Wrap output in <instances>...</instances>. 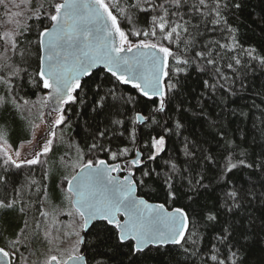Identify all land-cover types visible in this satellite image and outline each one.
I'll use <instances>...</instances> for the list:
<instances>
[{"label": "snow or ice", "instance_id": "6c2138e0", "mask_svg": "<svg viewBox=\"0 0 264 264\" xmlns=\"http://www.w3.org/2000/svg\"><path fill=\"white\" fill-rule=\"evenodd\" d=\"M9 2L13 7L31 13L26 16L23 24L19 20L16 21L18 28L30 31L31 26L27 20L33 18L40 20L46 17L51 21V27L42 28L38 32V39L34 41L38 46V64L35 77H30L29 83L48 90V96L59 102V105L53 106L52 112L49 113V115L56 113L54 125L65 123V109L60 105L75 103L78 100L84 103L85 89L82 77L91 76L92 70L99 64L103 65L104 72L115 78L116 82L131 85L141 96L152 101V105L145 114L136 109L134 97L123 95L117 97L115 85L105 92V85L101 81L92 86V95L95 97L92 111L99 114L107 109L109 124L121 126L125 123L123 117L127 115V109L123 113L120 112L117 104L108 103V98L112 97L113 100L122 102L121 106L133 105L132 115L127 117L132 125L128 134L132 145L137 144V126L156 125L164 133L163 135L157 133L150 137V141L147 139L144 141L143 148L147 149V153L141 147H136L134 155L124 160L122 164H111L103 159L89 160L86 164L80 165L81 172L70 178L65 177L67 183L65 199L73 210L68 215H74L78 219L73 220L70 225L71 232H65L64 236L75 239L70 249L57 247L55 251L59 255L50 254L45 264H90L80 245L86 243L89 224L95 220L105 221L108 226L114 228L120 245L130 242L127 246L132 256L143 253L149 246L167 244L180 245L185 254H189V247L185 245L190 244L193 248L190 254L197 255L200 250L195 246L199 233L189 229V216L185 209L174 207L169 211L164 203H149L137 195V188L146 187L149 180L154 183L159 181L165 190L166 200L174 202L185 195L192 200L193 197L189 193L208 188V184L204 183L208 179V172H213V178L226 187L231 183L227 178L234 170L254 167L253 163L248 162L246 152H238L239 146L222 130L213 136L218 146L215 153L185 137L182 151L186 160L183 168L178 166L171 156L164 161L162 169L149 168L144 159L146 155L148 162L156 161L160 153L165 151L166 136L172 129L168 127L167 120L161 125L157 116L166 114L168 106L175 99L174 93L180 81L178 79L173 81L174 75L187 74L188 69L194 68L195 71L209 77L203 80V87L210 90L213 95L218 89L232 91L230 86H226L230 79L229 72L233 74L232 82L235 83L240 78L239 70L244 65L240 56L229 55L236 50L235 29L229 25L226 16L229 9H240L241 4L236 0H59V2L39 0L33 7V0H20L19 4L14 0ZM0 5L7 7L6 0H0ZM113 9L133 25L137 12H150L152 15L147 28L134 26L132 30L126 32L122 30ZM13 15L20 16L21 13L16 12ZM206 33H219L220 38L209 37L203 42L198 39ZM22 34L23 31H6L0 34V40L4 42L3 52H0V85L6 87L9 95H15V88L22 87L15 84L14 80L20 77L21 72L27 74V69L20 67L13 61L12 56L7 54L17 51L16 37ZM131 36L143 38L134 42L130 39ZM253 52L254 50L244 49L241 55L246 54L251 59H259L260 64L264 65V57H256ZM77 90L81 93L79 97L73 95ZM5 99L6 97L0 96V102ZM24 103L27 104L28 101L25 100ZM43 104L45 107L48 106L47 97L44 98ZM181 110L182 104H177L176 111ZM167 119L170 120L171 117ZM210 126L216 127L215 122ZM182 127L183 124L179 120L175 121L177 130ZM48 131L55 137L51 129ZM108 131L109 126L106 125L104 130L96 133V137L103 138ZM112 131L115 134V128H112ZM96 137L90 148L109 153L110 160L129 156L133 151L129 147L112 151L111 148L97 142ZM2 139L3 132L0 130V140ZM27 144L33 145V141L28 140ZM53 144V139H46L43 143L37 139L29 150L30 158L27 159L22 158L20 150H16L14 155L4 151L6 157L4 163L11 164L17 169L25 165L40 164L41 157L53 150ZM141 165L144 170L137 178L133 169H138ZM256 167L264 168V164ZM121 172L125 174L123 176L112 174ZM44 176L47 178V172ZM6 179L0 175V182H6ZM31 184L36 185L37 181L33 179ZM39 190L37 187V191ZM242 191L233 187L224 192L219 207L214 206V210L211 208L202 210V219L209 226L215 228L216 225H220L214 236L215 242L211 244V255L204 260V264H208V260L212 264H238L239 252L233 251L235 245L239 243L237 229L229 222L228 217L229 214L234 215V210L241 206ZM14 193L15 197L19 198L22 189L16 188ZM67 193H71V196ZM15 203L17 199H0V208H12ZM222 213L225 217L223 224L220 220ZM40 214L47 215L43 211ZM81 232H85V236H82ZM47 235L49 233L45 232V236ZM244 235L241 233V236ZM220 246L228 247L231 255L220 258ZM244 247L246 245H240L241 249ZM52 251L53 249H49V252ZM10 255V252L0 248V256ZM95 264L102 262L96 260Z\"/></svg>", "mask_w": 264, "mask_h": 264}, {"label": "trees", "instance_id": "16d2710c", "mask_svg": "<svg viewBox=\"0 0 264 264\" xmlns=\"http://www.w3.org/2000/svg\"><path fill=\"white\" fill-rule=\"evenodd\" d=\"M236 2L241 4V8L229 9L226 18L229 25L235 29L236 50L229 55L240 56L244 65L239 70L240 78L233 83V74L229 72L230 79L226 86H230L232 91L225 92L223 89H218L213 95L210 90L203 87V80L209 77L195 71L194 68L188 69L187 74L174 75L173 81L177 79L180 81L174 93L175 99L168 106L166 114L157 116L161 125H164L167 120L168 127L172 129L166 136L165 151L160 153L156 161L148 162L146 155L144 159L149 168L162 169L164 161L171 156L178 166L183 168L186 160L182 151L185 137L215 153L218 151V146L213 136L222 130L239 146L238 152H246L248 162L253 163L254 167L234 170L227 178L231 183H228L226 187L213 178V172H208V179L204 181L208 184V188L189 193L193 197L192 200H189L187 195L177 198L174 202L166 200L165 190L159 181L154 183L149 180L146 187L137 188L138 194L149 200L161 201L168 207L179 206L185 209L190 220L189 229L199 233L198 243L195 246L200 250L197 255L190 254L193 250L190 244L185 245L189 247V254H185L180 245L167 244L149 246L143 253L132 256L127 246L130 242L120 245L115 236V229L108 226L105 221L97 220L86 232V243L80 245L90 264H95L96 260H101L102 264H204V260L211 255V244L215 242L214 236L220 225H216L215 228L209 226L202 219V210L206 208L214 210V206L219 207L224 192L233 187L243 190L241 206L234 210V215L229 214L228 217L229 222L233 223L237 229L236 236L239 243L233 248V251L239 252L237 262L238 264H264V168L256 167V165L264 164V65L260 64L259 59L254 60L246 54L241 55V51L247 49L254 50L253 55L256 57H264V0H236ZM38 3L33 0L32 6L35 7ZM113 13L118 16L121 28L126 32L132 30L134 26L147 28L152 15L150 12H137L133 25L127 19L120 17L115 9ZM27 23L31 26V30L17 28L16 31H23L22 35L16 37L17 51L8 53L14 62L27 69V74L21 72L20 77L14 80L15 84L22 87L15 88V95H9L6 87L0 85V95L6 97L0 103V130L5 133L13 148H17L20 142L29 140L32 130L31 119L17 107L16 103L45 92V89L37 88L29 83V79L35 77L38 64V46L34 41L38 39V32L47 26L50 20L46 17L40 20L33 18L27 20ZM1 31L0 24V34H2ZM209 37L220 38L219 33H206L198 39L203 42ZM142 38L130 37L134 42ZM3 43L0 40V52L3 50ZM22 53L25 55L22 56ZM225 71L228 70L225 69ZM101 81L105 85V92L115 85L117 97L121 95L134 97L136 109L145 114L152 105V101L141 96L131 85L119 84L110 74L105 73L104 69H96L91 76L84 77L82 80L85 89L84 103L78 100L63 107L67 131L82 147L83 158L93 161L99 157L109 158V153L90 148L96 133L104 130L106 125L109 126L108 134L103 138L96 137L97 142L111 148L112 151H118L122 147H129L134 151L136 147H141L147 153V149L143 148L144 141L146 139L150 141V137L157 133L163 135L162 129L156 125L137 126V144L132 145L128 139L132 125L127 117L132 115L133 105L121 106L122 102L113 100L112 97L108 98V103L117 104L120 112L123 113L127 109V115L123 117L125 123L121 126L109 124L107 109L99 114L92 111L95 99L92 95V86ZM73 95L79 97L81 93L77 90ZM177 104H182V110L179 112L176 111ZM169 116L170 120L167 119ZM177 120L183 124L179 130L175 128ZM213 122L216 127L210 126ZM112 128H115V134ZM205 141L207 143H203ZM126 157H120L117 160ZM4 160L5 158L0 156V175L7 178L6 182H0V199H17V203L12 208H0V247L10 248L13 251L11 264H45L50 254L59 255L55 251L57 247L70 249L75 238L59 236L57 232L45 236L44 228L38 223L40 213L43 211V199L63 205L61 182L65 183V175L72 173L78 164L73 163L69 145L61 141L54 142L53 150L41 157L40 164L25 165L17 169L11 164L5 165ZM143 170V165L135 169V176L139 178ZM45 172H47V178L44 176ZM33 179L37 181L36 185L31 184ZM16 188L22 189L19 198L15 197L14 189ZM68 209L66 212H70L71 208ZM224 219L222 213L221 224ZM241 233L245 235L241 236ZM65 240H67L66 244ZM13 241L16 242L13 243ZM241 244L246 247L241 249ZM49 249L53 251L49 252ZM230 255L228 247L220 246V258ZM208 264L212 262L208 260Z\"/></svg>", "mask_w": 264, "mask_h": 264}, {"label": "rangeland", "instance_id": "374dc122", "mask_svg": "<svg viewBox=\"0 0 264 264\" xmlns=\"http://www.w3.org/2000/svg\"><path fill=\"white\" fill-rule=\"evenodd\" d=\"M16 4H19L20 0H14ZM39 0H36L38 3ZM59 2V0H57ZM7 7L4 5H0V24L2 26L1 33L3 34L6 31H16L18 25L16 23L19 20L21 23L26 19L27 15L31 13H25L20 8L13 7L12 3L9 0H6ZM16 12H20V16L13 15ZM3 52V50L1 51ZM9 53V52H8ZM7 53V54H8ZM45 93V92H44ZM44 93L37 95L34 98L27 99L28 103L25 104L23 102L16 103L17 107L23 111L28 117L31 119L32 122V130H31V137L29 140L33 141V145L35 143L36 137L41 133L44 129V119H43V101H44ZM1 96V95H0ZM1 103V102H0ZM55 119L57 116H54ZM39 127H36V126ZM67 123H63L62 125L56 126L55 125V137H51L50 139L55 140L54 142L61 141L69 145L70 148V155L73 158V163L77 165L76 169L82 164L84 161L88 160L83 158V150L79 143L76 142L75 138L68 133L67 131ZM27 141H22L19 143L17 148H13L11 144L8 142L5 133L3 132V139L0 140V156H4V151H7L9 155H14L16 150H20L22 154V158L27 159L30 158L29 150L33 147V145L27 144ZM46 156V155H45ZM71 169V168H70ZM75 172V169L74 171ZM72 172V173H73ZM72 173L66 174L65 177H70ZM62 195L64 197V204L57 205L53 203L51 200L46 198L43 199V212H45L46 216H40L38 219V223L44 228L45 232H48L49 235L54 234L57 232L59 236H64L65 232H71L70 225L73 223L74 219H78V217L69 216L66 212L71 208L69 202L65 199L66 195V180L65 183L62 184L61 182V190ZM68 196H71V193H67ZM66 204V205H65ZM67 206V207H66ZM65 208V209H62ZM70 211H73L70 209ZM75 238V237H72ZM65 240V244H66ZM4 248V247H3ZM6 251L14 254L10 248H4Z\"/></svg>", "mask_w": 264, "mask_h": 264}, {"label": "water", "instance_id": "95a60500", "mask_svg": "<svg viewBox=\"0 0 264 264\" xmlns=\"http://www.w3.org/2000/svg\"><path fill=\"white\" fill-rule=\"evenodd\" d=\"M114 14V13H113ZM45 27H51V21L50 23L45 26ZM42 30V29H41ZM103 69V65H97L93 70H96V69ZM84 79V77H82V80ZM47 97L48 98V106L47 107H43V119H44V129L41 133H39V135L36 137V140L39 139L41 141V143H43L44 140L46 139H50L52 136L49 134V131L48 129H51L52 132L55 131V125L53 124V121L55 120V115L56 113H53L52 115H49L50 112H52V108L53 106H56V105H59V102L56 101L55 99H53L52 97L48 96V90H45V93H44V98ZM158 100V99H157ZM60 107H64V105H60ZM36 140H35V143H36ZM34 143V145H35ZM103 160H105L106 162L108 163H111V164H115V163H120L119 161H115V162H109L107 159L105 158H101ZM88 162V161H87ZM87 162H84L83 164H86ZM123 163V162H122ZM82 169L81 167L79 166L75 172L72 174V175H75L76 173L78 172H81ZM113 175H120V176H123L124 174H120V173H112ZM71 175V176H72ZM70 176V177H71ZM69 177V178H70ZM66 188H67V183H66ZM137 195H140L138 194L137 192ZM142 196L144 199L148 200L149 203H154V204H157V203H163L161 201H154V200H149L147 199L146 197H144L143 195H140ZM166 206V205H165ZM174 207H179V206H173V207H168L166 206V208L170 211L172 208ZM97 221V220H95ZM94 221H92L90 224H89V227L91 226V224L93 223ZM189 224H190V220H189ZM89 229V228H88ZM84 233L85 232H81V235L84 236ZM0 248H3V247H0ZM10 261V264H11V255L9 257H3V256H0V264H8V262Z\"/></svg>", "mask_w": 264, "mask_h": 264}, {"label": "flooded vegetation", "instance_id": "af4514ba", "mask_svg": "<svg viewBox=\"0 0 264 264\" xmlns=\"http://www.w3.org/2000/svg\"><path fill=\"white\" fill-rule=\"evenodd\" d=\"M134 152H135V149H134V151L129 155V156H127L125 159H122V160H110L109 158H105V157H99V158H97V159H101V158H105V159H107L109 162H115V161H119L121 164H122V162L124 161V160H126V159H129L130 158V156L131 155H134ZM96 159V160H97ZM87 161H89V160H86V161H84V162H87ZM83 162V163H84ZM82 163V164H83ZM81 165V164H80ZM76 170V169H75ZM135 169H133V171H134ZM120 174H124L123 172H121Z\"/></svg>", "mask_w": 264, "mask_h": 264}]
</instances>
